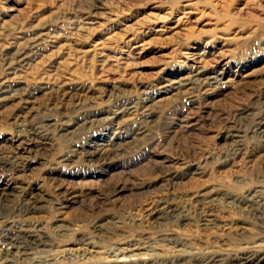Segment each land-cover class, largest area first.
Returning <instances> with one entry per match:
<instances>
[{"label": "rangeland", "instance_id": "374dc122", "mask_svg": "<svg viewBox=\"0 0 264 264\" xmlns=\"http://www.w3.org/2000/svg\"><path fill=\"white\" fill-rule=\"evenodd\" d=\"M0 264H264V0H0Z\"/></svg>", "mask_w": 264, "mask_h": 264}, {"label": "bare ground", "instance_id": "6f19581e", "mask_svg": "<svg viewBox=\"0 0 264 264\" xmlns=\"http://www.w3.org/2000/svg\"><path fill=\"white\" fill-rule=\"evenodd\" d=\"M121 252V251H120ZM118 256V255H117ZM122 260V259H121ZM247 261V260H246Z\"/></svg>", "mask_w": 264, "mask_h": 264}]
</instances>
